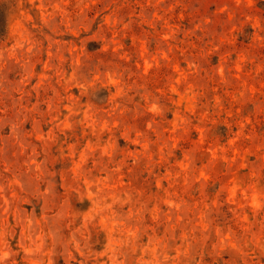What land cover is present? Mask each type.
I'll return each instance as SVG.
<instances>
[{"label": "rangeland", "instance_id": "1", "mask_svg": "<svg viewBox=\"0 0 264 264\" xmlns=\"http://www.w3.org/2000/svg\"><path fill=\"white\" fill-rule=\"evenodd\" d=\"M0 264H264V0H0Z\"/></svg>", "mask_w": 264, "mask_h": 264}]
</instances>
